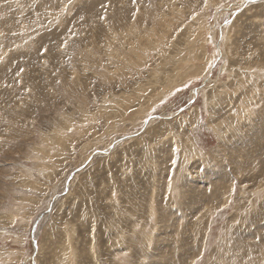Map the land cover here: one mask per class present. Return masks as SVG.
I'll list each match as a JSON object with an SVG mask.
<instances>
[{"label": "rangeland", "instance_id": "374dc122", "mask_svg": "<svg viewBox=\"0 0 264 264\" xmlns=\"http://www.w3.org/2000/svg\"><path fill=\"white\" fill-rule=\"evenodd\" d=\"M0 264H264V0H0Z\"/></svg>", "mask_w": 264, "mask_h": 264}, {"label": "bare ground", "instance_id": "6f19581e", "mask_svg": "<svg viewBox=\"0 0 264 264\" xmlns=\"http://www.w3.org/2000/svg\"><path fill=\"white\" fill-rule=\"evenodd\" d=\"M195 91V90H194Z\"/></svg>", "mask_w": 264, "mask_h": 264}]
</instances>
